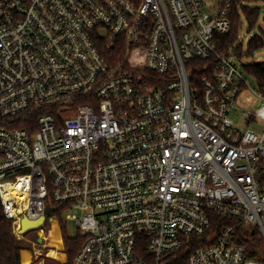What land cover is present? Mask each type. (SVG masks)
I'll list each match as a JSON object with an SVG mask.
<instances>
[{
  "label": "built area",
  "instance_id": "1",
  "mask_svg": "<svg viewBox=\"0 0 264 264\" xmlns=\"http://www.w3.org/2000/svg\"><path fill=\"white\" fill-rule=\"evenodd\" d=\"M233 5L0 0V119L43 111L0 129L4 216L23 240L24 219L65 207L84 240L71 261L46 216L30 264H264V132L248 129L264 105L235 126L251 89L216 39ZM102 43L128 49L126 71Z\"/></svg>",
  "mask_w": 264,
  "mask_h": 264
},
{
  "label": "trees",
  "instance_id": "2",
  "mask_svg": "<svg viewBox=\"0 0 264 264\" xmlns=\"http://www.w3.org/2000/svg\"><path fill=\"white\" fill-rule=\"evenodd\" d=\"M264 10V0H234L233 13L230 18L231 28L228 33L217 35L218 51L221 54L230 56L234 54L238 60L244 56L243 45L239 44L240 31L242 30L244 21L248 24V30H252L258 26L261 20V12ZM264 48V29L259 27V33L253 37L247 47V57H251L256 51ZM232 50V54L231 51ZM101 54L106 58L113 72L121 73L128 68L129 51L122 45H114L108 48L107 44L102 43L100 46ZM243 70L247 75L256 79L260 90L264 91V63L260 64H243ZM85 101V100H84ZM83 102V101H82ZM43 111L32 116L28 121H17L14 125H6V122L0 119L1 128H27L28 122H35ZM49 215V223L51 220L59 219L62 225V237L66 252L70 260H74L80 247L83 244V238L80 235L72 236L67 226L64 224L65 207L54 206ZM27 236L24 235L23 240H19L14 234L13 223L7 220L3 213L0 201V264H21V252L24 249V241Z\"/></svg>",
  "mask_w": 264,
  "mask_h": 264
},
{
  "label": "rangeland",
  "instance_id": "3",
  "mask_svg": "<svg viewBox=\"0 0 264 264\" xmlns=\"http://www.w3.org/2000/svg\"><path fill=\"white\" fill-rule=\"evenodd\" d=\"M259 27H262L264 29V10H262L261 12V20L259 21L258 26H256L252 30H248V24L246 21H244L242 30L240 31V36H239V41H238L239 44L243 45L244 56L242 57L241 60H236L237 62H240L241 64L242 63L243 64L264 63V48L256 51L251 57L246 56L248 43L253 37H255L259 33ZM244 75L247 79L250 89L255 91L256 94L257 93L262 94V96L264 97V91L260 90L256 79L245 73ZM251 90H247V92L245 93V96L240 98L239 102L237 103V107H238L237 112L231 114V119L235 123V126L238 127L240 130H244L246 127V122L244 124L242 120L244 115H248L249 112L256 113L264 105V98L258 97ZM246 98H250L251 99L250 102H245ZM248 129H251V130H254L260 133L264 132V120L262 119L256 120L255 123L249 126ZM72 215L79 216L80 213L78 211H74ZM63 220H64L65 226H67L68 228L69 233L72 236L76 235L75 234L76 222H69L66 220V218H63ZM54 221L57 222L58 227L60 228L61 233H62V225L60 223V220L55 219ZM26 236H27V240L24 241V244H23L24 249L21 252V262H23L22 256H23L24 251L28 252L31 255H34V252L37 250L42 251L43 253L47 252V248H43L44 244L46 246L47 243L43 244L40 242L36 231L30 232L26 234ZM51 236L52 234L49 236V238H51ZM33 244L35 245V247H33ZM53 251H56V250H53Z\"/></svg>",
  "mask_w": 264,
  "mask_h": 264
},
{
  "label": "bare ground",
  "instance_id": "4",
  "mask_svg": "<svg viewBox=\"0 0 264 264\" xmlns=\"http://www.w3.org/2000/svg\"><path fill=\"white\" fill-rule=\"evenodd\" d=\"M51 238H50V245L55 246L57 249L61 250L62 249V240H61V235H60V229L58 227L57 222H53L52 224V231H51ZM54 249V248H53ZM49 256L52 258H55L57 260H60L62 262L65 261V256L57 251L51 250L49 253ZM31 256L27 252H23L22 256V264H30Z\"/></svg>",
  "mask_w": 264,
  "mask_h": 264
},
{
  "label": "water",
  "instance_id": "5",
  "mask_svg": "<svg viewBox=\"0 0 264 264\" xmlns=\"http://www.w3.org/2000/svg\"><path fill=\"white\" fill-rule=\"evenodd\" d=\"M51 212H52V210L50 208H48L46 210V216H49L51 214ZM46 216L42 217L41 219H39L37 221H30L28 219H24L22 221V229L20 231V234L26 235L30 232H33V231L40 229L46 221ZM52 221L53 220H51V222Z\"/></svg>",
  "mask_w": 264,
  "mask_h": 264
}]
</instances>
